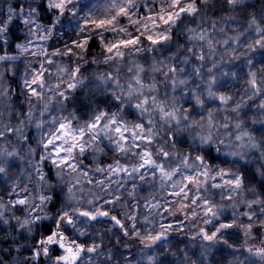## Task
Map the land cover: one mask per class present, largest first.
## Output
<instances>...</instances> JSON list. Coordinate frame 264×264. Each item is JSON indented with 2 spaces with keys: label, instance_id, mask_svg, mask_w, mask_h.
I'll list each match as a JSON object with an SVG mask.
<instances>
[{
  "label": "snow or ice",
  "instance_id": "6c2138e0",
  "mask_svg": "<svg viewBox=\"0 0 264 264\" xmlns=\"http://www.w3.org/2000/svg\"><path fill=\"white\" fill-rule=\"evenodd\" d=\"M157 2L103 0L97 8L80 4L79 0H21L17 7L9 5L6 18L0 20V46L4 48L0 55V65L4 66L0 70V187L5 193L0 196V239L11 242L7 249L0 248V254H11L13 250L17 253L11 262L0 255V264H132L131 258L123 256L121 261L113 251L122 238L136 239L144 248H151L166 240L169 232L182 231L171 223L150 220L149 216L143 223L152 227L143 232L137 227L138 204L129 202L137 200V177L153 189L158 183L159 190L166 194L161 199L153 196L145 203L150 216L162 220L182 213L187 219L191 211L193 219L201 218L204 225L213 226L214 230L201 227L191 237L204 242L199 264H204L216 243L232 247L220 239L226 229L242 227L245 236L264 229V56L257 62L259 67L249 56L257 48L264 50V0L258 4L248 0H159L156 10ZM141 9L147 14L141 15ZM17 17L25 36L15 49L20 55L29 54L42 61L38 69L25 68L21 89L25 99L18 108L13 104V89L6 76L16 75L14 65L20 58L7 51L9 25ZM65 19L75 21V30L63 50L54 48L49 52L38 44L37 51H30L33 38L51 40ZM122 20H127V26L121 24ZM240 20L247 27L231 29L234 35L223 41L215 39L218 24H223L218 31L225 33L228 24ZM129 26L135 31H129ZM248 32L258 38L247 43L246 51L238 52L241 37ZM106 34H112V38ZM97 42L102 60L93 56V44ZM220 44L230 60L245 58L244 93L248 100L260 98L256 104L259 118L251 120L252 125L260 124L258 129L246 120L243 96L235 100L232 94L218 91L223 85L214 70L222 68L223 56L216 59ZM157 52L160 56H143L151 60L147 67L139 60L128 61L127 79H122L121 68L115 67L126 57ZM206 55L213 60L207 68ZM54 57L75 60L57 64ZM100 63L114 67V71L84 75L82 64ZM54 64L57 83L52 85L49 67ZM220 75L236 80L240 74L221 70ZM79 89L86 91L78 98ZM69 101L73 102L70 111ZM209 101H218V106L209 107ZM53 111L67 115L58 118L51 115ZM46 114L50 119H43ZM221 114L222 119H218ZM33 128L38 138L31 135ZM33 141L36 147H32ZM37 148L41 154L33 165ZM109 156L112 163L101 167L102 157ZM121 158L135 162L129 167L121 164ZM24 160L34 175L32 171L25 173L18 163ZM85 161L96 165V172L109 174L108 183L95 181L100 191L90 190L88 208L82 207L84 184L91 185L93 180ZM45 162L50 165L48 172L44 171ZM18 167L19 174L14 176L12 170ZM121 174L132 180L128 200L112 191L113 183L117 185L115 193L124 188V184L110 179ZM33 182L35 189L29 187ZM217 194L220 202L214 199ZM167 196L176 199L169 202ZM118 204L126 210L112 214ZM197 208L203 209V217ZM227 208L233 210L231 223L220 222ZM238 213L247 218V224L237 225ZM101 218H107L111 226L96 233L90 242L82 241L87 227H94L93 222ZM44 221H50L52 227L42 229ZM16 228L26 233L25 243L17 239ZM69 230L71 235L67 234ZM105 239L111 244L108 248ZM113 239L115 243H111ZM124 247L129 245L125 242ZM247 251L264 262V247ZM189 259L185 253V260ZM148 260L155 264L154 257ZM191 264L198 262L192 260Z\"/></svg>",
  "mask_w": 264,
  "mask_h": 264
},
{
  "label": "trees",
  "instance_id": "16d2710c",
  "mask_svg": "<svg viewBox=\"0 0 264 264\" xmlns=\"http://www.w3.org/2000/svg\"><path fill=\"white\" fill-rule=\"evenodd\" d=\"M10 2H12L15 6L19 5L18 3L21 2V0H0V13L4 9V17L6 18V14L8 11V5ZM140 2H144V0H141ZM250 4H258L259 0H248ZM159 8V0L157 2L156 10ZM27 10V9H26ZM99 15V11L96 13ZM147 14L145 9H141V15ZM18 22V23H17ZM13 23L16 25L17 29L22 28L23 25L19 19V17L15 18L13 20ZM185 23H189V21H185ZM122 25L127 26L128 22L127 20H122L121 21ZM192 27H195V24H191ZM205 27H209V25H204ZM223 26V24H218L217 26V31L215 33V39L219 41H223L224 39H227L228 36L234 35V33L231 31V29H243L247 27V24L244 20H240L239 23H230L228 24L225 33H220L218 31L219 27ZM19 29V31H20ZM74 30H75V21H72L71 23L68 22L67 19H65V22L62 26H58V30L54 34L53 38L49 41H40L36 38L34 39V44L32 47L34 48L32 51H37L36 45L38 44H43L44 47L47 48L49 52L53 51L54 48H60L63 50L64 44L66 42L70 43V37H74ZM128 30L131 32H134V28L131 26L128 27ZM11 31V30H10ZM12 32V31H11ZM22 33V32H21ZM60 33H64L63 36L60 35ZM25 35V33H23ZM13 35V32H12ZM109 39L112 38V34H106ZM14 36V35H13ZM258 38L256 37L254 32H248L244 37H241V45L236 46V45H231L230 47H237L238 52H244L246 51V45L247 43H250L252 39ZM11 35L9 33L8 35V40L10 41ZM11 42V41H10ZM145 44H147V41H145ZM10 45V43H9ZM8 45V47H9ZM31 51V50H30ZM205 54H207V49H204ZM0 53H4V48L3 46H0ZM264 54V50H260L257 48L255 52L249 53V56L253 59V62L256 63L257 67H259V64L257 63L261 57ZM147 55L149 58L153 55L160 56V53H145V54H137L136 56H129L126 57L125 61L121 65H115V67H120L121 68V77L122 79H127L129 78L130 74L127 73V68L130 66L128 61L131 60H139L141 64H144L145 67L148 66V64L151 62V60H145L143 59V56ZM165 56L168 55V53L164 54ZM257 55V56H256ZM93 56H96L99 60H102L103 57L99 55V48H98V42L93 44ZM220 56H223V63H222V68H218L215 71L217 75V79L220 81V83L223 85V87H220L218 89L219 92H227L230 93L234 96L235 100H239L242 96L245 99L246 106L244 108V112L247 113L246 120L249 122L250 127L253 128H260V124H251V120L255 118H259V109L256 107V104L259 103V97L254 98L253 100H248L247 96L244 93V88L247 87L245 84V81L241 80L239 82V79L233 80L231 77H226L222 78L220 75L221 70L223 71H235L239 72L240 69H243L247 72V67L245 66V58L241 57L238 60H230L229 59V54L225 52V47L220 44L217 45V53H216V59H219ZM29 58L27 61L26 60H19V69L16 72L15 77H11V73H7V82L11 85V88L13 89V104L17 108L20 107L21 103L24 101L25 97L21 92L22 89V83L21 80L19 79L18 75H20V69L24 68L23 63L25 62L27 64V67H32V68H39V64L42 62L41 59H38L35 56L27 55ZM163 58V57H161ZM57 64H68L71 63L72 61L75 60L73 57L72 60L70 61L68 57H54L53 58ZM89 60L92 59L91 56L88 57ZM213 60L211 58H207L206 55V68L210 67L212 64ZM16 66V63H15ZM74 66V64H73ZM3 65H0V70H3ZM46 67H48L46 65ZM206 68L204 71L206 72ZM49 71L52 73V77L50 78V83L52 85H55L57 83L56 80V74H57V68L56 65H52L49 67ZM82 71L84 72L85 76H91L93 71L95 72H107V71H114V67H110L109 65H105L103 63L100 64H88V65H83L82 64ZM67 77H65L66 79ZM158 79H160L159 76H157ZM63 89V85L61 86ZM230 88V89H227ZM85 89H79L76 92V96L82 97L85 93ZM163 93V88L161 89V95ZM68 104V110L70 111L73 107V102L69 101L66 102ZM209 107H217L218 106V101L217 102H212L209 101ZM2 107V105H0ZM24 108L26 110L27 105H24ZM67 115V112L61 113L58 111H53L51 115H56L58 118L60 115ZM39 114L37 113V116ZM222 115L218 117V119H222ZM199 117L197 116V119ZM43 119H50V115L46 114V116ZM130 119V118H129ZM15 123V121H13ZM48 125H45V131L47 130ZM31 135L37 136V132L35 128L32 129ZM38 138V136H37ZM13 143H15V140H13ZM32 147H36L35 141H33ZM153 150H155V145H153ZM26 152V149H25ZM25 152H22L21 155H25ZM41 154V150L37 148L36 155L33 157V165H35L39 161V155ZM215 155V153H213ZM159 160V158H157ZM221 159H224L222 156ZM113 158L112 157H102V163L100 164L101 167H106L107 164L112 163ZM135 161L133 159H128V158H121V164L131 166L132 163ZM21 167L25 169V173L32 171L34 175L33 168L30 167L27 163V160L24 161H19L18 162ZM85 164L88 165V167L91 169L89 171V176L93 180V184L89 185L87 183L84 184V197L85 201L82 202V207L88 208L89 205H87L86 200L90 198L89 192L95 191L99 192L100 189L95 186V181L96 180H105V183H108V173H98L95 171L96 165H93L90 163V161H85ZM219 163V161H217ZM221 167L227 168V165L221 164ZM50 168V165L45 162L44 166V171L48 172ZM20 171V168H14L12 170V174L18 175ZM143 171V170H142ZM149 178H151V173H148ZM112 181H119L120 183L124 184V188L121 189L119 193H115V189L117 185L115 183L112 184V191L114 194H119L123 197V200H128L127 197V191H131V186H132V180L129 179L128 177L124 176L121 174L120 176H111L110 178ZM216 182H220L217 180ZM136 183L140 185V187L137 189V200H130L129 202L131 204H138V216H137V227L143 232L146 227H152V225H145L143 223L144 217L149 216L150 220L153 221H159L162 223H171L173 224L174 228L176 229H182L176 230V231H171L168 234V238L164 241L157 242L156 245H153L151 248H144L143 245L139 243L138 240L136 239H127V238H122V243L115 249H113L114 253L116 254V257L122 261L123 256H127L131 258L132 264H149L148 257H154L155 258V264H191L192 260H196L199 264V261L203 259V257L200 256V253L204 251V249L201 247L204 242L197 238L193 240L191 237L194 236L201 227H204L208 230H214L212 225H204L203 219L197 218L193 219L191 216V211H189L188 218L185 219L184 215L182 213H177V216L172 217L169 216L166 219H160L159 217L155 216H150L149 215V210L144 206L145 203L148 200H151L153 196H155L156 199H161L162 197H165V193L159 190V184L157 183V186L155 189L150 187L148 184L141 183L138 179L136 178ZM30 188L35 189V182L29 184ZM171 191V189H169ZM218 191V190H217ZM5 193L3 191V187H0V196H4ZM23 195V193H21ZM190 196L192 193L189 194ZM106 198H112V197H106ZM169 202L175 200V197L167 196L166 197ZM248 198H251L250 194L248 195ZM59 199V197H57ZM216 202H220V197L219 195H215L214 197ZM5 200H7V197L5 196ZM123 200L121 203H123ZM103 201H100L98 203H102ZM163 203V201H161ZM224 203H228L225 201ZM108 207V206H105ZM167 207V205H165ZM126 209L121 207L120 204L116 205V209L112 214H118L122 213ZM163 211V209H161ZM196 211L199 213L200 217H203V209L202 208H197ZM232 209L227 208L224 210V215L221 217L220 222H228L231 223V216H232ZM240 211H246V209L241 208ZM17 215H21V213L17 212ZM13 224L15 223L14 221L12 222ZM247 224V218L240 216L239 213L237 215V225L239 224ZM258 223V222H257ZM94 227L88 226L87 227V234L86 236L92 235L95 238L96 233H101L103 230L107 227H110V223L108 222L107 218H101L99 222H93ZM44 226L47 227H52L50 221H44L43 225H41V228L43 229ZM158 227V224L156 225ZM218 226V225H217ZM7 227V226H4ZM115 231V230H113ZM15 234H17V239L21 244L25 243L24 236L26 233L24 230H21L19 228L15 229ZM67 234L71 235V232H68ZM111 235V234H109ZM119 235V233H117ZM87 238V237H86ZM85 236L81 237V240L84 241ZM222 240H227L228 245H231L232 247H228L227 245L223 244L222 242L216 243L211 247V249L208 252V259L204 261V264H219V262L223 261V264H229V262L236 261L237 264L239 262H243V264H252V262L255 260V264H264V262L260 261V259L256 256L250 255L247 251L248 248H260L263 247L264 243V229H259V230H254L251 236H245L244 230L242 227H237L233 226V228L226 229L223 237L220 238ZM127 243L129 247L125 248L124 243ZM10 241L2 240L0 239V248L7 249L10 245ZM111 243H115V240L113 239ZM111 244L109 243L108 239H105V248L110 247ZM185 253L187 256L190 258L189 260H185ZM122 254V255H121ZM3 256V258L7 262H11L12 258L17 255V253L13 250L11 254H8L7 252L0 254ZM24 255H28L27 252H24ZM43 264V262H41Z\"/></svg>",
  "mask_w": 264,
  "mask_h": 264
},
{
  "label": "rangeland",
  "instance_id": "374dc122",
  "mask_svg": "<svg viewBox=\"0 0 264 264\" xmlns=\"http://www.w3.org/2000/svg\"><path fill=\"white\" fill-rule=\"evenodd\" d=\"M141 1V0H140ZM79 3L80 4H87V5H89V6H96L97 8H99L100 7V5L103 3V0H79ZM141 3H143V2H141ZM19 4V3H18ZM8 6L7 7H9V5H14L12 2H10L9 4H7ZM18 6V5H17ZM13 7H15V6H13ZM8 9V8H7ZM85 11H87V9H85ZM81 15H83V13H81ZM3 19H5V17H4V9L2 10V12L0 13V20H3ZM18 23V22H17ZM9 28H10V30L13 32V35H12V32L10 31V35H11V39H10V41H9V43H10V45H9V47L7 48V51H8V53H9V55H19V59L15 62L16 63V66L14 65V70L15 71H17L18 69H19V60H28L29 58L27 57V55L28 54H23V55H20L18 52H17V50L15 49V44L16 43H22V42H24V34L23 33H21V31H19V29L20 28H18L17 29V27H16V25L14 24V23H12V24H10L9 25ZM34 48L32 47V46H30V50L32 51ZM3 53H0V55H2ZM257 56V55H256ZM263 56H264V54H263ZM23 63V66H24V68H26L27 67V64L25 63V62H22ZM24 71H25V69H23V68H21L20 69V75H18V77H19V79L21 80V83L23 84V74H24ZM240 75H239V82H241V80H243V81H245V79H246V76H245V73H246V71L245 70H243V69H240L239 70V72H238ZM11 75V77H15V76H13L12 74H10ZM227 89H230V88H227ZM69 232H71L70 230H69ZM87 237V238H86ZM93 237L94 236H92V235H89V236H86L85 235V239H84V241H88V242H90L91 241V239H93ZM263 247H264V243H263ZM94 259H95V257H94ZM85 260H87V256H85ZM255 261V260H254ZM256 262V261H255Z\"/></svg>",
  "mask_w": 264,
  "mask_h": 264
}]
</instances>
